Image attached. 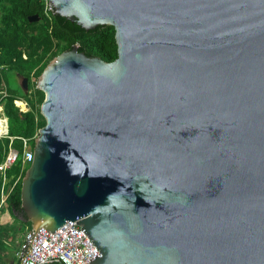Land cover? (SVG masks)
I'll use <instances>...</instances> for the list:
<instances>
[{
  "label": "water",
  "instance_id": "obj_1",
  "mask_svg": "<svg viewBox=\"0 0 264 264\" xmlns=\"http://www.w3.org/2000/svg\"><path fill=\"white\" fill-rule=\"evenodd\" d=\"M47 5L116 58L73 45L36 78L31 242L75 221L88 264H264V0Z\"/></svg>",
  "mask_w": 264,
  "mask_h": 264
},
{
  "label": "trees",
  "instance_id": "obj_2",
  "mask_svg": "<svg viewBox=\"0 0 264 264\" xmlns=\"http://www.w3.org/2000/svg\"><path fill=\"white\" fill-rule=\"evenodd\" d=\"M43 8L44 0H0V74L9 73L19 76L21 80L24 78L27 86L26 93L20 98L26 102L27 111L24 113L18 112L13 105L17 95L0 88V117L7 123V135L28 140L30 150L37 129L44 125L39 115L43 95L36 90L35 81L46 64L61 52L70 50L73 45L85 55L97 57L103 62H111L116 58L112 27L101 26L89 33L76 32L52 13L46 16ZM32 16L36 17L35 21H29ZM1 92L7 96H2ZM16 137L10 145L16 141L18 156L4 173L3 188L7 194L0 206V214L7 212L12 219V226L17 222L21 228L29 229L28 221L18 220L24 219L19 206V191L26 166L21 164V144ZM1 140L4 149L0 154V162L9 144L7 138Z\"/></svg>",
  "mask_w": 264,
  "mask_h": 264
},
{
  "label": "built area",
  "instance_id": "obj_3",
  "mask_svg": "<svg viewBox=\"0 0 264 264\" xmlns=\"http://www.w3.org/2000/svg\"><path fill=\"white\" fill-rule=\"evenodd\" d=\"M43 13L46 16L51 14V7L47 5V0H44ZM18 102L19 101H13V105L18 109V112H26V103H22V109L17 105ZM3 138L9 140V149L3 161L0 162V175L2 176L4 171L14 163L18 156V152L11 147L10 144L14 137H9L7 135L5 120L0 117V139ZM16 139L20 141L21 164L25 166L31 161L32 151L28 148V140L20 137H16ZM3 180L4 178H2L1 183H3ZM5 197L6 193L3 192L2 184L0 188V205L3 204ZM74 223L76 222L67 221L52 234L47 232L46 235L42 234L39 240H34L32 242L31 229L26 230L22 234L21 242L18 247L16 255L17 264H88L87 260H90L93 255L98 257L99 254L96 249L82 234L80 227L77 224L73 225Z\"/></svg>",
  "mask_w": 264,
  "mask_h": 264
},
{
  "label": "crops",
  "instance_id": "obj_4",
  "mask_svg": "<svg viewBox=\"0 0 264 264\" xmlns=\"http://www.w3.org/2000/svg\"><path fill=\"white\" fill-rule=\"evenodd\" d=\"M4 157H3V159H4ZM5 171H4V173H5ZM4 173H3V176L0 175V186L2 184L4 185V181H5V174ZM2 178H4L3 183H1ZM18 178L19 177H17V179ZM3 192H5L7 194V191H5L4 188H3ZM0 206H2V205H0ZM12 227H13L12 226V219L10 218V215L7 212L3 211V213L0 214V230H1V233H0V264H3V260H4L5 264H17L16 255L18 252L19 244L21 242L22 234L26 230L31 229V228L27 229L26 227L21 228L20 226H15L14 228H12ZM16 232H19L20 239H17L18 235ZM8 238H9V240L14 242V247L12 248V253L9 255H6L7 252L5 251V244L9 243Z\"/></svg>",
  "mask_w": 264,
  "mask_h": 264
},
{
  "label": "rangeland",
  "instance_id": "obj_5",
  "mask_svg": "<svg viewBox=\"0 0 264 264\" xmlns=\"http://www.w3.org/2000/svg\"><path fill=\"white\" fill-rule=\"evenodd\" d=\"M0 88L7 90L8 92H11L13 94H16L17 99H20L21 96L24 95L22 90L19 87L17 80L14 78V75H10L9 73L0 74ZM6 128H7V123H6ZM12 137L15 138L16 136H12ZM11 147L13 149L17 150L16 141ZM3 149H4V142H3V140H1L0 141V154H1ZM8 149H9V145H7V151H8ZM25 166L27 169L28 164ZM18 225H20V223L14 222V226L12 228H14L15 226H18ZM16 233L18 235L17 239H20L19 232H16ZM8 240H9V238H8ZM13 247H14V242L9 240V243L5 244V251L7 252L6 255H9L12 253ZM3 264H5L4 260H3Z\"/></svg>",
  "mask_w": 264,
  "mask_h": 264
},
{
  "label": "flooded vegetation",
  "instance_id": "obj_6",
  "mask_svg": "<svg viewBox=\"0 0 264 264\" xmlns=\"http://www.w3.org/2000/svg\"><path fill=\"white\" fill-rule=\"evenodd\" d=\"M14 78L17 80V82H18V84H19V87H20V84H21V78L19 77V76H17V75H14ZM20 89H21V87H20ZM23 93H26V90L25 91H22ZM3 95L2 96H7L5 93H3V92H1ZM14 101H19V102H21V103H26L25 101H23V100H21V99H16V100H14Z\"/></svg>",
  "mask_w": 264,
  "mask_h": 264
},
{
  "label": "bare ground",
  "instance_id": "obj_7",
  "mask_svg": "<svg viewBox=\"0 0 264 264\" xmlns=\"http://www.w3.org/2000/svg\"><path fill=\"white\" fill-rule=\"evenodd\" d=\"M17 105L20 106V107L23 109V105H22V103L18 102Z\"/></svg>",
  "mask_w": 264,
  "mask_h": 264
},
{
  "label": "clouds",
  "instance_id": "obj_8",
  "mask_svg": "<svg viewBox=\"0 0 264 264\" xmlns=\"http://www.w3.org/2000/svg\"><path fill=\"white\" fill-rule=\"evenodd\" d=\"M33 140V139H32Z\"/></svg>",
  "mask_w": 264,
  "mask_h": 264
}]
</instances>
